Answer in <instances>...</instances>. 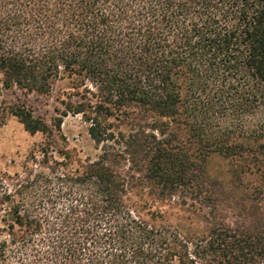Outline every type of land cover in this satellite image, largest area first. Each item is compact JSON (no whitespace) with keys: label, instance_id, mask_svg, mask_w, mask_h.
Here are the masks:
<instances>
[{"label":"trees","instance_id":"trees-1","mask_svg":"<svg viewBox=\"0 0 264 264\" xmlns=\"http://www.w3.org/2000/svg\"><path fill=\"white\" fill-rule=\"evenodd\" d=\"M0 84L58 104L11 108L43 140L0 171V264H264V0H0Z\"/></svg>","mask_w":264,"mask_h":264},{"label":"rangeland","instance_id":"rangeland-1","mask_svg":"<svg viewBox=\"0 0 264 264\" xmlns=\"http://www.w3.org/2000/svg\"><path fill=\"white\" fill-rule=\"evenodd\" d=\"M57 89L54 88L50 97H42L33 94L27 96L17 90H5L0 84V171L9 175L20 173L26 164V157L43 140L41 134L31 135L25 131L23 125L11 114V108L24 105L32 111L34 116L41 117L49 122L55 116V101ZM61 134L64 137V145L76 154L80 160L94 159L99 150L89 139L86 125L79 116L68 115L63 118ZM30 167V164L28 163ZM208 174L219 181L227 182V161L220 156L212 155L207 162ZM254 181L253 177L249 179ZM175 215L170 216L174 220Z\"/></svg>","mask_w":264,"mask_h":264}]
</instances>
